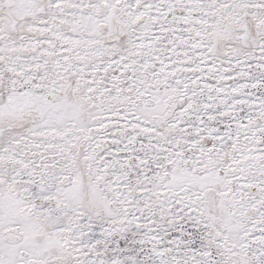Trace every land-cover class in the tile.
Returning a JSON list of instances; mask_svg holds the SVG:
<instances>
[{
	"label": "snow or ice",
	"instance_id": "6c2138e0",
	"mask_svg": "<svg viewBox=\"0 0 264 264\" xmlns=\"http://www.w3.org/2000/svg\"><path fill=\"white\" fill-rule=\"evenodd\" d=\"M0 264H264V0H0Z\"/></svg>",
	"mask_w": 264,
	"mask_h": 264
}]
</instances>
